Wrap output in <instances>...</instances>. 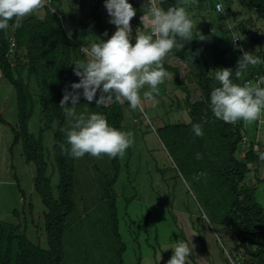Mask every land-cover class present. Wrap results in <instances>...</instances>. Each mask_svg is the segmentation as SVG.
I'll use <instances>...</instances> for the list:
<instances>
[{
    "label": "rangeland",
    "instance_id": "374dc122",
    "mask_svg": "<svg viewBox=\"0 0 264 264\" xmlns=\"http://www.w3.org/2000/svg\"><path fill=\"white\" fill-rule=\"evenodd\" d=\"M60 1L66 33L68 36L74 31L78 33L74 63L80 60L82 46L98 38L107 40L116 29L109 22L104 0ZM148 1L129 0L137 10V15L130 21L132 29L134 26L145 32L150 30L141 19L137 22L138 17L147 14ZM218 3L223 5L221 12L215 8ZM175 6L185 7L196 30L205 37L196 39L194 27V36L190 39H193L192 51L208 63L210 74L214 75V71L220 68L235 71L243 51L253 52L264 59V19L254 11L240 7L238 0H176ZM233 37L239 38L240 47L231 46ZM174 50L162 61L170 76L158 85L159 91L152 98L143 100L137 110L126 108V102H119L124 110L121 130L131 132L133 139L125 154L117 157L119 173L114 185L118 230L124 245L123 264H167L173 250L165 248H172L180 238L192 239L194 252L189 264H256L240 244L241 238L248 237L249 222L232 206L233 196L221 187L222 180L210 173H190L188 166L181 164L178 141L174 145L171 133L167 130L160 132L168 125L189 123L185 94L175 85V78L189 90L190 102L201 99L194 70L175 58ZM74 67L72 65L68 90L73 82L79 81L73 72ZM262 75L264 64L250 65L237 80L245 79L255 84V76ZM78 91L82 92V89ZM143 91H148L147 85ZM76 111L87 115L98 112V109L81 95ZM0 115L12 127L15 126V93L3 78H0ZM69 126L68 118L65 128ZM251 126L252 135L264 141V117ZM38 127L35 113L29 129L36 133ZM64 139L66 142L65 135ZM11 143L10 129L0 124V226L8 234L17 224L19 232L24 229L29 241L46 249L45 208L33 189L34 167L25 162L20 145L9 153ZM44 147L47 175L53 193H57L58 175L50 155L52 135L49 132L44 134ZM236 157L240 160L239 153ZM111 160L107 155L96 158L88 154L73 160L75 208L67 218L63 264L117 263L115 242L108 235L105 237L107 222L104 218L107 214L104 207L102 209L103 204L100 206L105 177L113 176ZM247 170L241 188L247 189L264 210V168L252 169L248 165ZM200 207L207 212V221L200 217ZM241 258H244L242 263Z\"/></svg>",
    "mask_w": 264,
    "mask_h": 264
},
{
    "label": "trees",
    "instance_id": "16d2710c",
    "mask_svg": "<svg viewBox=\"0 0 264 264\" xmlns=\"http://www.w3.org/2000/svg\"><path fill=\"white\" fill-rule=\"evenodd\" d=\"M158 1L159 6L164 9L176 4V0ZM51 2L54 13L45 6L25 18L19 28L11 27L10 22L9 29L0 31V78L12 86L16 98L15 126L12 127L6 122L2 115L0 124L8 127L12 134L9 153L12 154L13 148L20 145L25 162L34 167L33 189L45 208L43 222L47 243L46 249L32 243L27 239L24 229L19 232L17 224L8 234L0 226V264H63V238L67 231V218L75 208L74 159L61 150V144H66L61 128H65L68 118L60 108V101L68 90L78 33L74 31L68 36L60 13L61 1ZM238 3L240 7L252 10L259 18L264 19V0H238ZM137 22H140L139 17ZM10 39L13 40L12 53L9 52ZM184 43V48L175 49L174 55L194 70L201 90V99L190 102L189 90L175 78V85L185 94L184 104L189 123L168 125L160 132L167 130L171 133L170 139L174 145L176 140L178 141V149L182 155L181 164L188 166L190 173H210L222 180L221 187L233 196L232 206L249 222L248 237L241 238L240 244L256 264H264V210L254 201L253 195L248 193L247 189L243 190L240 185L248 173L247 166L257 162V155L247 151L243 158L239 157L240 160L236 157L238 151H241L240 142L244 132L239 125L225 123L214 116L209 107V96L211 90L219 86V83L214 75L209 73L208 63L203 62V58L200 60L192 51L191 41ZM84 58L81 54L80 59ZM233 80L238 84L247 82L245 79L238 81L235 76ZM99 95L97 92V98ZM90 103L105 115L111 126L122 129L124 110L119 102L113 98L103 106H97L95 101ZM125 107L130 109L127 104ZM35 113L39 123L36 133L29 129ZM196 123L202 126V136H196L192 130V125ZM46 132L52 135L50 155L58 175L57 193H53L51 179L47 175L44 147ZM111 166L113 176L105 177L100 206L103 204L102 209L104 207L107 214V218H104L107 222L105 237L109 236L114 240L116 264H123L121 256L124 253V245L118 230L114 194V185L119 173L117 157L112 158ZM28 209H31L30 205ZM250 248L253 250H249Z\"/></svg>",
    "mask_w": 264,
    "mask_h": 264
},
{
    "label": "clouds",
    "instance_id": "9594fccd",
    "mask_svg": "<svg viewBox=\"0 0 264 264\" xmlns=\"http://www.w3.org/2000/svg\"><path fill=\"white\" fill-rule=\"evenodd\" d=\"M153 1L155 4L149 10L147 8V14L140 17L142 24L149 25L150 30L145 32L137 28L133 36L130 21L137 15V10L129 0H104L109 22L116 30L107 40L98 38L81 47L85 58L72 63L79 81L70 85L71 90H66L60 101V108L70 119V126L61 128L66 137V144H61V150L71 158H82L86 154L96 158L102 155L116 158L123 156L133 143L131 132L111 126L104 114L77 113L81 95L88 102L95 101L97 106H103L114 98L117 102H126L131 110L140 109L142 101L152 98L159 91L158 85L170 76L162 62L166 55L173 49L184 48L185 41L193 40L190 38L194 36V27L196 39H205L196 30L192 16L185 7L170 6L164 9L157 0ZM47 3L48 0H0V31L9 29L10 22L11 27L19 28L25 18L44 8ZM215 8L221 12L223 5L218 3ZM236 39L239 38L232 40ZM237 47H240V40ZM259 64H264V59L253 52L243 51L235 71L231 68L214 71L219 86L210 92L209 107L217 119L236 125L237 121L251 124L264 117V75L258 77L255 84L249 81L238 84L233 80L234 76L239 79L241 72L250 65ZM145 85L148 91L142 92ZM81 89L82 92L78 91ZM97 92L100 93L99 98ZM192 130L196 136L204 134L199 123L193 124ZM239 157L243 158L240 153ZM197 158H200L199 153ZM258 166L264 168V162L257 157L252 169ZM200 217L205 221L209 219L203 207H200ZM167 249L173 250L167 264H189L194 245L192 239L180 238L172 248Z\"/></svg>",
    "mask_w": 264,
    "mask_h": 264
},
{
    "label": "built area",
    "instance_id": "2783aa9c",
    "mask_svg": "<svg viewBox=\"0 0 264 264\" xmlns=\"http://www.w3.org/2000/svg\"><path fill=\"white\" fill-rule=\"evenodd\" d=\"M51 0H48V3H47V7H49L51 13H54V9H52L51 7ZM152 4H155L153 0L149 1L148 3V10H149V7L152 5ZM136 34V29L133 28V36H135ZM237 37H233L232 39H235ZM11 41V45H10V49H9V52L12 53V45H13V40L10 39ZM232 46L234 47H237L239 46V39H236V40H232ZM255 83L256 81L258 80V77H255ZM240 149L241 151H239L241 157H243L247 151H251L252 153L256 154L257 157H258V160L260 162H264V145H260L259 143H251L249 142L248 138L247 137H242L241 139V142H240ZM244 261V258H241V263ZM239 264V263H238Z\"/></svg>",
    "mask_w": 264,
    "mask_h": 264
},
{
    "label": "crops",
    "instance_id": "0c3cea01",
    "mask_svg": "<svg viewBox=\"0 0 264 264\" xmlns=\"http://www.w3.org/2000/svg\"><path fill=\"white\" fill-rule=\"evenodd\" d=\"M236 124L239 125L241 130L244 132L242 136H246L251 142L264 143V141L257 140L256 137L252 135L251 132L253 131V128L251 124H246L243 121H237ZM254 165H251V166H254Z\"/></svg>",
    "mask_w": 264,
    "mask_h": 264
}]
</instances>
